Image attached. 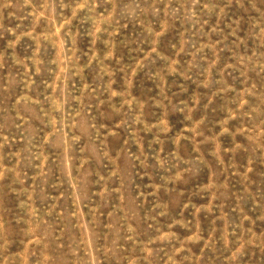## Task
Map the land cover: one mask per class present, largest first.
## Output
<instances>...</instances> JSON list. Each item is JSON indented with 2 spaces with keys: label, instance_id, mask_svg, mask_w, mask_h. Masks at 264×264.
<instances>
[{
  "label": "rangeland",
  "instance_id": "1",
  "mask_svg": "<svg viewBox=\"0 0 264 264\" xmlns=\"http://www.w3.org/2000/svg\"><path fill=\"white\" fill-rule=\"evenodd\" d=\"M0 264H264V0H0Z\"/></svg>",
  "mask_w": 264,
  "mask_h": 264
}]
</instances>
